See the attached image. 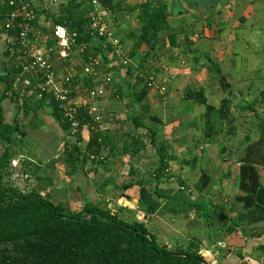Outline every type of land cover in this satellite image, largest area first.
Returning a JSON list of instances; mask_svg holds the SVG:
<instances>
[{
  "label": "crops",
  "instance_id": "crops-1",
  "mask_svg": "<svg viewBox=\"0 0 264 264\" xmlns=\"http://www.w3.org/2000/svg\"><path fill=\"white\" fill-rule=\"evenodd\" d=\"M36 1L42 3L35 8L45 14L39 13L34 28L46 35L51 24L46 9L55 11L57 5L53 0ZM146 1L115 0L116 13L106 15L124 46L128 67L101 65L90 87L82 83L84 76L76 84L74 99L80 106L88 91L105 89L97 124L105 138L101 153L107 163L96 168L89 162L67 167V138L53 116L51 102L40 105L21 93H6L0 83V132L11 130L16 144L5 181L22 191L35 190L72 211L80 210L84 200L101 207L109 201L112 208H125L126 214L139 220L146 218L147 227L158 231L170 248L185 247L197 238L200 254L210 264H218L222 251L245 249L250 239L252 248L243 254L249 260L256 249L264 253V235L258 237L264 231V175L261 166L242 165L240 160L249 147L264 142V77L255 75L264 69V49L263 45L261 51L251 48V38L255 43L264 41V0H165L168 30L162 34L150 33L145 21L138 19V7ZM91 44L102 43L93 37ZM252 56L262 59L259 67L251 64ZM51 60L59 76L69 65L78 71L83 66L75 51L66 60L55 55ZM9 70L0 42V76ZM139 72L154 76L153 88L135 77ZM187 90L204 93L212 107L209 116L204 105L185 96ZM226 99L232 102V121L219 114L220 103ZM136 118L142 123L138 129ZM251 121L256 122L254 133L247 129ZM80 136L87 145V126L81 128ZM135 136L145 149L131 157L123 149ZM161 146L164 152L159 155ZM4 148L0 143V154ZM161 158L167 168L158 178L155 170ZM204 201L208 204L201 213L208 211V215L221 205L238 206L237 231L224 237L226 227L222 226L217 229L220 237L208 238L213 223L196 209ZM226 212L228 216L223 213L221 219L233 226L229 215L234 212ZM260 259L256 257L258 263Z\"/></svg>",
  "mask_w": 264,
  "mask_h": 264
},
{
  "label": "trees",
  "instance_id": "trees-1",
  "mask_svg": "<svg viewBox=\"0 0 264 264\" xmlns=\"http://www.w3.org/2000/svg\"><path fill=\"white\" fill-rule=\"evenodd\" d=\"M98 1L107 16L116 13L115 0ZM33 5L35 8L34 3ZM35 11L38 16L39 13L45 14L36 8ZM92 11L89 0H67L58 3L55 11L47 13L51 24L47 29L48 33L45 34L50 37V41L47 42V46L50 47L54 45L53 34L56 27H64L68 32L76 33V45L72 52L75 51L82 60L81 68L98 62V66L94 67V70H98L101 65L114 63L110 58L112 49L109 46H102L103 41L99 47L91 44L93 37L87 32V25ZM138 11V19L145 21L150 33L162 34L168 30L169 15L165 0H148L140 4ZM7 13V0H0V22ZM82 45H85V50L80 53L79 48ZM5 54L10 70L0 76V83L5 85L6 93L19 94L21 92L15 91L13 84L17 73L16 67L21 59H18L17 53L13 59H9L6 52ZM82 83L90 87L91 77L84 76ZM75 91L76 85L73 82L71 97L75 96ZM261 95L264 99V92ZM185 96L204 105L205 116H209L212 107L207 105L201 90H187ZM46 101L45 98L38 103L41 105ZM51 106L56 122L67 135L68 124L58 113L56 105L51 102ZM231 106L230 100L221 101L219 114L222 119L230 118L232 121ZM79 121L80 130L84 126L88 127L89 142L83 149H79L70 140H66L64 161L67 167L74 169L77 165L83 166L87 162L93 168L104 165L107 159L103 158L101 152L105 138L99 131L98 124L84 112L80 113ZM141 126L140 119H134L135 129ZM11 132V130L0 132V140L5 144L4 146L2 143L5 148L0 154V264H208L200 254V240L191 238L185 247L170 248L158 242L155 235L148 230L146 218L139 220L132 214H126L125 208L114 207L109 210L106 203L101 207L84 200L80 210L72 211L64 205L54 204L35 190L22 191L5 181L12 163V151L16 145L15 141L11 140ZM78 138L81 139L79 134ZM131 139V143L124 146L123 153L132 157L145 149V143L139 136ZM153 139L151 135L150 143L154 145ZM162 148L164 147H160L159 155L164 152ZM91 156L94 159L90 161ZM163 159L165 158H161L160 167L155 170L158 178L167 168ZM130 170L133 173V169ZM157 187L158 184L155 186V192ZM196 207L206 222H210L207 211L206 213L200 211L203 205L199 204ZM230 221L234 227L228 225V222L221 224L226 227L224 237L236 232L235 227L239 226V223ZM243 235L247 237L246 234ZM261 235L264 233H260L258 237Z\"/></svg>",
  "mask_w": 264,
  "mask_h": 264
},
{
  "label": "built area",
  "instance_id": "built-area-1",
  "mask_svg": "<svg viewBox=\"0 0 264 264\" xmlns=\"http://www.w3.org/2000/svg\"><path fill=\"white\" fill-rule=\"evenodd\" d=\"M89 1L93 11L88 17L87 32L103 41L102 46H109L112 49L110 58L114 65L121 68L128 67L129 60L124 46L115 37L101 4L98 0ZM56 2L53 0L54 6L57 5ZM7 7L8 13L0 22V42L3 44L4 52L9 54V59H13L16 53L18 59H21L16 67L13 89L31 97L34 102L38 103L46 98L56 105L58 113L68 124L66 138L79 149H83L82 139L78 138V134H81L79 115L84 112L93 118L96 124L99 123V104L105 98V89L99 86L88 91L84 104L80 106L76 104L74 97H71V85L73 82L76 85L81 76L96 77L94 67L98 66V62L83 67L80 71L75 66L69 65L64 74L59 76L51 59L55 55L61 60H66L73 53L72 48L76 45L77 34L68 32L64 27H56L53 34L54 45L48 47L47 42L50 41V37L34 28L39 16L36 14L32 0H7ZM52 10L47 8L46 12L51 14ZM84 50L85 45H82L79 52L82 53ZM135 77L148 89L154 87V76L139 72ZM93 159L94 157L91 156L90 161ZM110 203L106 201L109 210L112 209Z\"/></svg>",
  "mask_w": 264,
  "mask_h": 264
},
{
  "label": "rangeland",
  "instance_id": "rangeland-1",
  "mask_svg": "<svg viewBox=\"0 0 264 264\" xmlns=\"http://www.w3.org/2000/svg\"><path fill=\"white\" fill-rule=\"evenodd\" d=\"M34 2V4L35 5H40L41 3L39 2V1H33ZM256 35H258V34H256ZM258 39H260V37L258 36L257 37ZM252 39H254V38H251V48H258L257 50L259 51H261V49H260V45H263V47H261L262 49H264V41L263 40H259L258 42L256 41V43L255 42H252V41H255V40H252ZM259 42H261L260 44H259ZM254 49H252V51H253ZM263 52H264V50H262ZM260 56H261V54H260ZM262 57V59H263V63H262V67L264 68V56H261ZM262 59H260V57L259 56H257V57H254V56H252L251 57V64L252 65H254L255 66V64H256V66H258V65H260V63L262 62L261 60ZM79 66V65H78ZM253 67V66H252ZM259 67V66H258ZM256 68V67H255ZM254 68V69H255ZM262 69V68H261ZM255 73V72H254ZM254 73H252V75L254 74ZM255 75H256V78L259 76V77H261V78H263L264 77V69H262V70H258V71H256V73H255ZM258 84V82L256 81V82H254V84ZM214 117H216V116H214ZM255 124H256V122L255 121H251L250 122V127H248L247 129L249 130H251L253 133H254V131H257V130H254V126H255ZM0 143H3L1 140H0ZM4 144V143H3ZM4 146H5V144H4ZM24 147H27V145L25 144V146ZM236 149V148H235ZM229 151H233L232 150V148H231V146H230V148H229ZM235 151V150H234ZM27 155H29V156H31L32 154H31V151H27V152H25ZM236 154V153H235ZM240 155V154H239ZM15 165V164H14ZM262 168H261V170H260V172H261V174L262 175H264V165H260ZM262 182L264 183V179H262ZM17 188V187H16ZM19 188V187H18ZM44 197H46V196H44ZM208 204V202H206V201H204L203 203H202V205H204L203 206V208L202 209H204L205 210V205H207ZM202 209L200 210V211H202ZM233 211L234 213L233 214H231V215H229V216H231V220L232 221H237V218H239V214H237L238 212H239V207L238 206H223V205H221V209H219V210H217V209H215V210H213L212 212H210V222H212L213 223V227H214V229H212L210 232H208L207 233V237L208 238H210L211 240H216L217 239V229H221V227H222V223H223V220L221 219V215L223 214V213H226L227 214V216H228V213L226 212V211ZM208 212V211H207ZM148 228V230L149 231H151V233L152 234H154L155 235V237L157 238V241L158 242H160L161 241V239L159 238V235L158 234H156V232H158V231H156V232H153L152 231V229L150 228V227H147ZM162 230H159V232H161ZM244 234H246L247 235V237H248V234L244 231L243 232ZM261 233H264V231L262 230L261 231ZM260 234V233H259ZM258 234V235H259ZM250 235V234H249ZM251 235H253V234H251ZM170 237H172V235H170ZM249 241H251L250 239H249ZM249 241H248V244H247V246H246V251L247 250H249V249H251L252 248V245L251 244H249ZM161 243H165V242H162L161 241ZM261 244H262V246H264V240H262V242H261ZM243 245V244H242ZM244 246V245H243ZM245 249H243L242 250V248H239V249H233V250H227V249H222V250H227V251H222L221 252V255H220V257L217 259V262H218V264H264V253H261V252H263L262 250H255L254 252H253V255H251V259L249 258V260H244V256H243V254L246 252L245 251ZM231 252V254H230V256L228 257V254ZM256 257L258 258V257H260L261 259H260V263H258V261L256 260ZM263 260V261H262Z\"/></svg>",
  "mask_w": 264,
  "mask_h": 264
},
{
  "label": "water",
  "instance_id": "water-1",
  "mask_svg": "<svg viewBox=\"0 0 264 264\" xmlns=\"http://www.w3.org/2000/svg\"><path fill=\"white\" fill-rule=\"evenodd\" d=\"M240 164L251 166L264 165V150L262 149L261 140L245 151L244 157L240 160Z\"/></svg>",
  "mask_w": 264,
  "mask_h": 264
},
{
  "label": "flooded vegetation",
  "instance_id": "flooded-vegetation-1",
  "mask_svg": "<svg viewBox=\"0 0 264 264\" xmlns=\"http://www.w3.org/2000/svg\"><path fill=\"white\" fill-rule=\"evenodd\" d=\"M259 141H260V140H259ZM259 141H257V142H259ZM257 142H256V143H257ZM261 142H262V146H263V143H264L263 140H261ZM256 143H255V144H256ZM253 145H254V144H253ZM253 145H252V146H253Z\"/></svg>",
  "mask_w": 264,
  "mask_h": 264
}]
</instances>
